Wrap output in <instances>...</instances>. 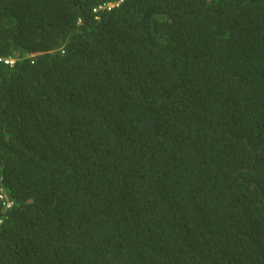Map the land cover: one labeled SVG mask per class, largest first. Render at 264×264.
I'll return each instance as SVG.
<instances>
[{"label":"trees","instance_id":"1","mask_svg":"<svg viewBox=\"0 0 264 264\" xmlns=\"http://www.w3.org/2000/svg\"><path fill=\"white\" fill-rule=\"evenodd\" d=\"M118 1L0 0V264H264V0Z\"/></svg>","mask_w":264,"mask_h":264},{"label":"built area","instance_id":"2","mask_svg":"<svg viewBox=\"0 0 264 264\" xmlns=\"http://www.w3.org/2000/svg\"><path fill=\"white\" fill-rule=\"evenodd\" d=\"M122 0H119L117 3H109L107 4L105 7H113L114 5H118ZM0 62L4 63L5 65H14V62H15V59L13 58H3V57H0ZM1 198H3V196L1 195ZM11 204L8 203V206H10Z\"/></svg>","mask_w":264,"mask_h":264},{"label":"rangeland","instance_id":"3","mask_svg":"<svg viewBox=\"0 0 264 264\" xmlns=\"http://www.w3.org/2000/svg\"><path fill=\"white\" fill-rule=\"evenodd\" d=\"M4 195H5V193H2L3 198H4Z\"/></svg>","mask_w":264,"mask_h":264}]
</instances>
